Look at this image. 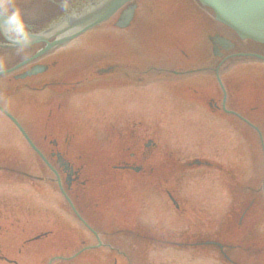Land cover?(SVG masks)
<instances>
[{
	"label": "rangeland",
	"instance_id": "374dc122",
	"mask_svg": "<svg viewBox=\"0 0 264 264\" xmlns=\"http://www.w3.org/2000/svg\"><path fill=\"white\" fill-rule=\"evenodd\" d=\"M179 1L141 0L132 29L101 26L90 33L106 31V45H116L123 36L128 39V43L120 42L124 43L123 51L137 49L145 58L157 47L156 58L173 61L192 39H203L211 15L190 0ZM112 49L108 50L109 58L117 55ZM79 53L89 61L91 54L86 55L83 48ZM79 57L62 59L48 71L77 70ZM251 76L245 74L240 96L246 105L264 109V83L250 84ZM4 82L0 79V87ZM175 87L165 82L155 85V104L147 106L143 121L152 128L155 143L147 158L134 162L143 166L140 173L111 168L122 162L107 153L116 150L115 144L122 139L114 132V123L125 122L126 116L117 105L116 90L89 85L86 91L91 93L71 98L60 110L52 103V87L44 90L43 104L39 103V92L26 90L9 96L0 90L1 103L29 125L81 122L75 130L85 134L90 128L86 122H111L108 143L84 136L79 139L82 142L71 145L75 153L68 154V161L80 168L74 205L106 243L104 248L82 249L95 244V237L77 220L51 172L40 159L38 162L26 142L16 137L11 121L0 113V231L12 245H18L14 243L18 237L47 232L38 243L34 240L22 249L18 256L22 264H48L51 258L50 264H234L215 245L198 242L216 240L226 245L244 242L246 236H262L257 242L264 243L263 195L255 199L241 222L238 213L231 217L233 207L226 191H221L226 195L220 203L215 199L217 183H230L238 193L237 184L256 178L261 182L264 159L257 131L243 122H179L188 116L179 110L181 100L170 99L178 90ZM199 115L219 118L206 109ZM253 123L264 136V122ZM222 147L223 153L217 156ZM193 157L210 164L185 166ZM230 168H234V178L221 174ZM169 185L178 208L164 190ZM139 234H150L151 238L142 239ZM13 250L7 251L13 255ZM224 250L238 258L239 264L264 261V255L256 257L236 247Z\"/></svg>",
	"mask_w": 264,
	"mask_h": 264
},
{
	"label": "flooded vegetation",
	"instance_id": "af4514ba",
	"mask_svg": "<svg viewBox=\"0 0 264 264\" xmlns=\"http://www.w3.org/2000/svg\"><path fill=\"white\" fill-rule=\"evenodd\" d=\"M92 1L15 0V5L21 10L33 38L31 44L23 52L18 53L16 47L0 36V70H9L0 74V79L5 80L0 87L1 92L9 95L26 90L39 92V103L43 104L45 102L44 90L52 87L55 90L52 103L56 110H60L69 104L71 98L91 93L92 91H86L89 85H95L96 89L116 90L117 105L126 111V116L125 122L114 123V126L116 125L114 132L122 139L118 141V145L115 144L116 150H110L107 153L109 156L122 160L118 164H113L112 169L131 170L135 173L142 172L143 166L134 162L147 158L151 152L150 148L155 143L152 128L143 121L146 120L147 106L155 104L157 82H165L167 85L178 88L172 93L173 95L170 92V99L181 100L179 110L184 111L188 116L179 122H243L250 128H252L250 125L252 122H264V109L253 104L246 105L240 96L242 95L240 85L245 79V74L252 75L250 84L252 82L264 83V42L241 38L231 28L217 22L213 15L206 20L203 31L204 39L191 41L189 45H186L188 49L180 48L179 53L173 56V61L156 58L155 53L145 58L144 55L133 54L132 49L131 52L128 49L123 51L121 41H118L116 45H106L102 30L94 36L90 35L93 29L105 26L109 21L114 24L117 16L126 9V5H122L108 20L97 24L81 35L42 51L49 43L59 38L58 34L50 32L52 26L71 13H86V8H90ZM197 4L204 11L208 9L198 2ZM39 30L44 31L40 41L38 39ZM83 35L84 38H82ZM110 47L117 55L109 58L107 53ZM82 48L84 53L89 51L86 55L91 54L88 56L89 61L79 57ZM76 56L80 58L78 61L81 63H78L77 70L68 68L48 71L51 66L60 65V60L76 58ZM39 65L46 66V69L42 72L36 71ZM0 105L6 108L1 101ZM205 109L219 118H203L199 112L203 113ZM10 112L18 119L19 124L39 152L31 148L15 123L10 122L12 129L18 134L16 137L26 142L36 155L38 162L40 159L46 170L53 174V181L57 183L56 173L61 176L63 190L74 205L73 197L76 194V182L79 180L80 168L74 167L68 161L69 155L75 153L70 150V147L75 142H82L79 139H83L84 136L91 141L102 139L103 144L108 143L110 138L108 125L111 122H86L90 128L84 134L75 130V125H80L81 122H54L52 126H49L47 122H39V125H29L22 122L17 113L11 110ZM257 138L263 149L264 136L258 135ZM125 139H127L126 143H123ZM223 151V147L218 149L217 156H220ZM201 164L208 165L210 162L199 160V157H193L184 162L185 166ZM232 170L234 168H230L226 173L222 171L221 174L234 178L235 174ZM19 173L25 174L26 172L20 170ZM255 174L257 177L258 173ZM36 177L39 180V176ZM256 179L237 184L238 193L230 183L216 184V201L220 203L226 195L221 191H226L229 194L228 204L233 207L231 217L237 215L234 213H238V222L242 221L249 207L260 194L264 197V169L261 182H257ZM164 190L169 201L178 208L179 203L171 192V186L165 187ZM76 210L87 221L81 211L78 208ZM90 232L101 242L99 246L92 248H104L106 243L102 241V234L93 228ZM108 233L111 235L113 231ZM44 234H47L45 230L18 237L20 240L14 241L18 245H12L5 240L9 237L2 235L0 231V264H22L18 258L22 249L34 240L38 243L39 238H42ZM139 237L151 238L150 234H139ZM258 238L262 239V236H246L243 237L246 240L244 242L225 243L226 245L217 241L221 246H216L229 262L239 264L238 258L236 260L229 256L224 249L236 247L239 250L253 253L256 257L263 256L264 243L257 242ZM8 248L9 250L14 249L13 255L7 251ZM258 264H264V261Z\"/></svg>",
	"mask_w": 264,
	"mask_h": 264
},
{
	"label": "water",
	"instance_id": "95a60500",
	"mask_svg": "<svg viewBox=\"0 0 264 264\" xmlns=\"http://www.w3.org/2000/svg\"><path fill=\"white\" fill-rule=\"evenodd\" d=\"M128 0H95L86 8L87 12L71 13L52 26L50 32L58 34L59 39L49 43L44 50L50 48L58 42H65L68 37L75 36L97 24L101 20L107 19L120 5ZM202 5L209 7L214 14V18L220 23L232 28L242 38H252L257 41H264V0H198ZM135 4L122 12L116 21L119 27L126 26L133 16ZM40 31V30H39ZM41 39V36H39ZM44 70V66L39 67V71ZM0 109L8 115L19 127L15 118L7 111ZM21 128V127H20ZM22 130V128H21ZM26 136L25 132L22 130ZM27 137V136H26ZM32 147L37 150L27 137Z\"/></svg>",
	"mask_w": 264,
	"mask_h": 264
},
{
	"label": "clouds",
	"instance_id": "9594fccd",
	"mask_svg": "<svg viewBox=\"0 0 264 264\" xmlns=\"http://www.w3.org/2000/svg\"><path fill=\"white\" fill-rule=\"evenodd\" d=\"M0 36L16 47L18 53L32 42L29 26L15 0H0Z\"/></svg>",
	"mask_w": 264,
	"mask_h": 264
},
{
	"label": "bare ground",
	"instance_id": "6f19581e",
	"mask_svg": "<svg viewBox=\"0 0 264 264\" xmlns=\"http://www.w3.org/2000/svg\"><path fill=\"white\" fill-rule=\"evenodd\" d=\"M131 5V4H130ZM129 7V6H128ZM210 11V10H209ZM106 20H108V18L107 19H105V20H101V21H99L97 24H99V23H102V22H104V21H106ZM109 25H110V23L109 22H107L106 24H105V27H108V28H110L109 27ZM134 27V17L132 16V18L130 19V21H129V23L126 25V26H123V27H119V26H117V28L118 29H127V30H129L130 28L132 29ZM232 29V28H231ZM233 30V29H232ZM86 31V29L84 30V31H82V32H80L79 34H77V35H75L76 37L77 36H79L80 34H82L83 32H85ZM96 34V33H95ZM95 34H91L90 33V35L91 36H94ZM127 34H131L130 33V31L128 32L127 31ZM106 35H107V33H106V31H104V35H103V39L105 40V37H106ZM84 36V35H83ZM83 36H82V38H83ZM129 36V35H128ZM121 37V39H117V41H122V42H127L128 43V39H126L125 37H123V36H120ZM245 38H247V37H245ZM247 39H251V40H254V39H252V38H247ZM40 41V40H39ZM116 41V42H117ZM259 42H264V41H259ZM112 44H114L113 42H110L109 43V45H112ZM124 43H122V45H123ZM157 48V47H156ZM162 50H163V48H162ZM164 51H165V48H164ZM89 51H87V53H88ZM133 54H135V55H139L140 53H139V51L137 50V51H135V52H132ZM151 53H154V51H152ZM8 71V69H6V71L5 72H7ZM4 94V93H3ZM2 94V95H3ZM7 94V93H6ZM9 95V94H8ZM10 96V95H9ZM46 161V160H45ZM41 177V176H40ZM51 178H53L54 176H53V174L51 173V176H50ZM49 178V177H48ZM56 178H57V182L58 181H60L61 180V176H59V174H57L56 173ZM46 180V178L43 180V181H45ZM74 215L76 216V218H77V220H79V216H78V214L76 213H74Z\"/></svg>",
	"mask_w": 264,
	"mask_h": 264
}]
</instances>
